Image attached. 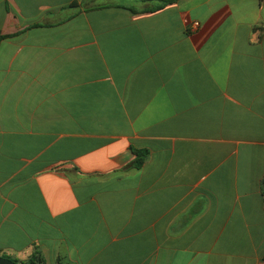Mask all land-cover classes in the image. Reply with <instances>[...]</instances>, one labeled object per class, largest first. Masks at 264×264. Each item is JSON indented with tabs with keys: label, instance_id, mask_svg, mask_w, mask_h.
<instances>
[{
	"label": "crops",
	"instance_id": "0c3cea01",
	"mask_svg": "<svg viewBox=\"0 0 264 264\" xmlns=\"http://www.w3.org/2000/svg\"><path fill=\"white\" fill-rule=\"evenodd\" d=\"M0 32V257L264 264V0H0Z\"/></svg>",
	"mask_w": 264,
	"mask_h": 264
},
{
	"label": "trees",
	"instance_id": "16d2710c",
	"mask_svg": "<svg viewBox=\"0 0 264 264\" xmlns=\"http://www.w3.org/2000/svg\"><path fill=\"white\" fill-rule=\"evenodd\" d=\"M172 1H169V2H165V4L166 3H171ZM162 8V6H160V7H156L155 9H161ZM8 36H4V35H2L1 34V32H0V42L3 40V39H5V38H7ZM142 157H143V155H142ZM142 157H140L137 161H136V166L138 167V166H140V164H142V161H143V158ZM262 189H263V191H264V180H263V183H262ZM2 258H5V259H9V260H12L11 258H9V257H7V256H1ZM13 262H15V263H17V264H46L45 263V261H44V259H43V257L41 256V254H39V253H36V254H34L28 261H26V262H18V261H16V260H12Z\"/></svg>",
	"mask_w": 264,
	"mask_h": 264
},
{
	"label": "water",
	"instance_id": "95a60500",
	"mask_svg": "<svg viewBox=\"0 0 264 264\" xmlns=\"http://www.w3.org/2000/svg\"><path fill=\"white\" fill-rule=\"evenodd\" d=\"M0 264H17V263L13 262L12 260L0 257Z\"/></svg>",
	"mask_w": 264,
	"mask_h": 264
},
{
	"label": "rangeland",
	"instance_id": "374dc122",
	"mask_svg": "<svg viewBox=\"0 0 264 264\" xmlns=\"http://www.w3.org/2000/svg\"><path fill=\"white\" fill-rule=\"evenodd\" d=\"M157 3L156 2H153V5H156Z\"/></svg>",
	"mask_w": 264,
	"mask_h": 264
}]
</instances>
